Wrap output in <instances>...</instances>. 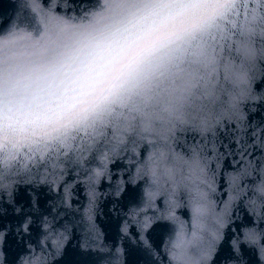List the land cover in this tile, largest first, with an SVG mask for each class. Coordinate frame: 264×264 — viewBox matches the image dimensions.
<instances>
[{
    "label": "water",
    "instance_id": "95a60500",
    "mask_svg": "<svg viewBox=\"0 0 264 264\" xmlns=\"http://www.w3.org/2000/svg\"><path fill=\"white\" fill-rule=\"evenodd\" d=\"M103 6L0 0V52L37 59V35L65 27L49 16L96 23ZM232 18L255 28L254 55L229 57L245 83L224 81L221 69L216 102L196 119L173 120L166 141L125 137L113 149L109 130L49 152L33 143L43 109L8 119L0 108V264H181L173 253L186 264H264V0H238ZM8 124L21 131L6 136Z\"/></svg>",
    "mask_w": 264,
    "mask_h": 264
},
{
    "label": "snow or ice",
    "instance_id": "6c2138e0",
    "mask_svg": "<svg viewBox=\"0 0 264 264\" xmlns=\"http://www.w3.org/2000/svg\"><path fill=\"white\" fill-rule=\"evenodd\" d=\"M237 6L238 0H104L96 23L76 25L49 16L47 24L65 27L37 35V59L0 52V108L8 119L43 109L45 130L33 143L49 152L69 140L107 137L109 130L113 149L125 145V137L133 138V145L134 137L166 141L173 120L196 119L216 102L221 69L224 81L245 83L229 57L233 51L254 55L255 28L233 20ZM19 131L8 124L5 135ZM191 164L194 172L202 171L198 153ZM246 238L256 243L255 233ZM173 256L186 264L180 254Z\"/></svg>",
    "mask_w": 264,
    "mask_h": 264
}]
</instances>
